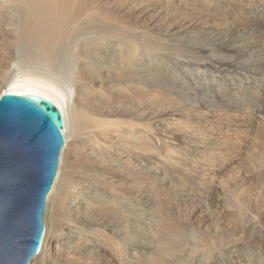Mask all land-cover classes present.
I'll list each match as a JSON object with an SVG mask.
<instances>
[{
  "label": "rangeland",
  "instance_id": "obj_1",
  "mask_svg": "<svg viewBox=\"0 0 264 264\" xmlns=\"http://www.w3.org/2000/svg\"><path fill=\"white\" fill-rule=\"evenodd\" d=\"M235 1L233 11L221 16L226 19L216 18L211 11L210 18L200 16L198 25L160 40L159 34L150 36L151 0H97L90 13L95 21L81 22L70 32L68 44H77L74 55L81 59L95 50V33L104 32L107 47L116 43L115 31L119 28V47L123 49L119 59L126 63L119 69V80H125V74L142 83L135 87V94L127 93L122 98L125 104L120 110L134 119L140 112L148 114L138 123L150 127L159 142H168L172 159L178 155L176 167H171L169 161L166 170L158 175L134 178L119 173L123 179L119 180V202L134 204L132 210L135 209L119 220L124 240L121 246L129 257H138V264H226V257L219 259L217 251L203 247L199 239L204 235L203 240L214 243L215 238L226 233L244 239V245H248L233 256L234 260H240V264L262 263L249 243L252 236L240 223L249 220L264 235V121L260 118L264 111V82L246 81L245 75L254 61L249 40H260V46L264 45V0ZM238 12L246 18L245 36L234 31L235 23H229V18ZM128 45L138 54L133 61L127 57ZM98 54L103 62L107 53L101 50ZM34 65L30 60L17 62L21 71L23 67L36 70ZM187 68L191 70L189 80L172 77L179 71L182 77L181 71ZM202 84L205 89L210 85V94H205ZM57 85L64 90V82L57 80ZM4 87L0 83V91ZM258 87L260 95L254 92ZM218 105L229 109L217 110ZM160 120L175 124L171 134L153 129V123ZM198 140L204 148L194 144ZM186 142L191 145L190 153L180 157ZM168 155L166 151L160 157L167 160ZM48 196L44 230L46 216L54 209L53 205L47 207ZM34 261L35 258L30 264Z\"/></svg>",
  "mask_w": 264,
  "mask_h": 264
},
{
  "label": "bare ground",
  "instance_id": "obj_2",
  "mask_svg": "<svg viewBox=\"0 0 264 264\" xmlns=\"http://www.w3.org/2000/svg\"><path fill=\"white\" fill-rule=\"evenodd\" d=\"M151 1L154 4L150 9V36L159 34L160 40L198 25L201 17H211V11L216 18L226 19L221 16L233 11L231 8L237 4L235 0ZM96 2L0 0V83L5 85L0 95L38 96L49 100L61 112L64 122V145L47 201V207L50 209L53 205L54 209L46 216L45 232L39 252L34 257V264H138V257H129V253L121 246L124 240L119 231V220L127 213L131 215L135 209L132 210L134 204L119 202V180L123 181L119 173H127L131 177L158 175L166 170L169 161L171 167L177 165L175 157L178 155L172 159L173 153L168 142H159V139L153 138L150 127L138 123L145 120L148 114L139 110V118L134 119L120 110V106L125 104L122 98L127 93L135 94V87L142 83L125 74L123 76L126 79L119 80V69L126 64L119 59V51L123 50L119 47V28L115 29L118 35L116 43L108 44L107 47H104V32L95 33V50H90L81 59L74 55L77 44H68L70 32L81 22L95 21L90 13ZM229 19L231 21H227L230 24L235 23L234 31L243 33V23L246 21L243 13L238 12ZM243 34L245 36L246 33ZM249 41L251 49L248 48L250 53H254V61L249 72L244 73L248 76L246 81L264 82V45L260 46V40ZM126 49L130 61L137 59L138 54L131 45ZM101 50L107 53L103 62L98 57V51ZM21 60H30L36 70H27L25 67L19 70L17 62ZM181 73L182 77L180 71L177 75L173 72L172 77L189 80L190 69H183ZM57 80L64 82V90L57 85ZM191 80L194 82L197 78ZM205 87L202 84L205 94H210L207 91L210 85ZM259 91V87L254 88L257 95H260ZM229 107L235 109L231 105ZM216 109L224 111L229 108L218 105ZM260 115L263 118L261 121H264V111ZM153 124V129L166 134H171L175 126L165 120ZM194 144L204 148L201 140ZM185 145L180 157L190 153L191 145L187 142ZM166 151L169 157L165 162L160 156L161 153L166 154ZM248 221L240 225L246 227L245 230L250 233L248 235L252 236L249 243L257 252L259 262L264 264V235L256 231ZM226 234L215 238L214 243L203 240V234L199 239L202 238L200 242L203 247L217 251L215 253L219 259L226 257V264H240L241 261L236 258L234 260L233 256L245 249L248 245L244 244L247 242L240 237L235 238L231 233ZM208 241L211 243L208 244ZM193 247L196 249V246Z\"/></svg>",
  "mask_w": 264,
  "mask_h": 264
},
{
  "label": "water",
  "instance_id": "obj_3",
  "mask_svg": "<svg viewBox=\"0 0 264 264\" xmlns=\"http://www.w3.org/2000/svg\"><path fill=\"white\" fill-rule=\"evenodd\" d=\"M63 129L49 100L0 95V264H29L39 252Z\"/></svg>",
  "mask_w": 264,
  "mask_h": 264
}]
</instances>
